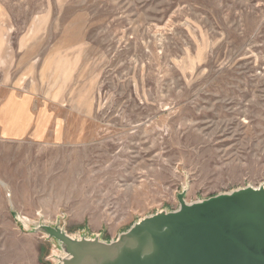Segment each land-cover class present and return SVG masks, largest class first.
<instances>
[{"label": "rangeland", "instance_id": "374dc122", "mask_svg": "<svg viewBox=\"0 0 264 264\" xmlns=\"http://www.w3.org/2000/svg\"><path fill=\"white\" fill-rule=\"evenodd\" d=\"M0 87L53 127L0 140V264L264 187V0H0Z\"/></svg>", "mask_w": 264, "mask_h": 264}, {"label": "water", "instance_id": "95a60500", "mask_svg": "<svg viewBox=\"0 0 264 264\" xmlns=\"http://www.w3.org/2000/svg\"><path fill=\"white\" fill-rule=\"evenodd\" d=\"M150 215L110 242L43 226L65 251L59 264H264V187H246Z\"/></svg>", "mask_w": 264, "mask_h": 264}, {"label": "crops", "instance_id": "0c3cea01", "mask_svg": "<svg viewBox=\"0 0 264 264\" xmlns=\"http://www.w3.org/2000/svg\"><path fill=\"white\" fill-rule=\"evenodd\" d=\"M35 97L34 94L17 93L0 87L1 141L24 138L37 141L39 132L47 133L53 130L47 120L40 121V115L44 114V105ZM46 136L47 134L43 135Z\"/></svg>", "mask_w": 264, "mask_h": 264}]
</instances>
